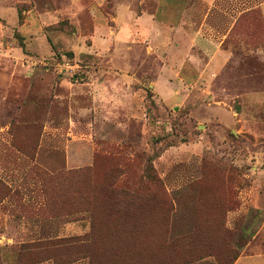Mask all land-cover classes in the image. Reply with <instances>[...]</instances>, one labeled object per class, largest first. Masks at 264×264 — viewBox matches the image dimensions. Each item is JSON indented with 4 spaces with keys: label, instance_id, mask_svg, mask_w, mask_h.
Returning a JSON list of instances; mask_svg holds the SVG:
<instances>
[{
    "label": "rangeland",
    "instance_id": "374dc122",
    "mask_svg": "<svg viewBox=\"0 0 264 264\" xmlns=\"http://www.w3.org/2000/svg\"><path fill=\"white\" fill-rule=\"evenodd\" d=\"M99 2L0 0V264L264 260L263 1L221 65L122 33L154 0Z\"/></svg>",
    "mask_w": 264,
    "mask_h": 264
},
{
    "label": "crops",
    "instance_id": "0c3cea01",
    "mask_svg": "<svg viewBox=\"0 0 264 264\" xmlns=\"http://www.w3.org/2000/svg\"><path fill=\"white\" fill-rule=\"evenodd\" d=\"M72 1L76 3L79 0ZM99 1L97 0V4H93L90 9L96 17L101 14L98 8ZM144 1L142 0V4ZM154 1L152 10L144 7L136 15H132L130 8L127 6V17L130 20L128 22L129 25L125 27V30H122V33H126L129 39H147L150 36L154 49L161 46L169 47L167 44L162 45L163 42L170 43L171 48H183L185 44L197 43L203 49L216 50L213 56L209 58L214 61L213 57H215L214 63L218 65L227 62L231 58L233 52L225 39L243 11L242 0H203L205 12L203 11V20L200 25L184 21V14L187 6H189V0ZM262 1L261 5H264V0ZM248 9L250 7L245 10ZM127 17L125 16L126 20ZM215 17L218 18L217 30L212 23ZM184 23L188 25V29L184 26ZM96 26L98 33H106L104 24ZM185 28L187 29L186 36L184 34ZM215 33H217V36ZM234 264H264V260L261 257L257 258L254 255L242 253Z\"/></svg>",
    "mask_w": 264,
    "mask_h": 264
},
{
    "label": "trees",
    "instance_id": "16d2710c",
    "mask_svg": "<svg viewBox=\"0 0 264 264\" xmlns=\"http://www.w3.org/2000/svg\"><path fill=\"white\" fill-rule=\"evenodd\" d=\"M231 263H232V261L231 262H228V263L220 262L219 264H231Z\"/></svg>",
    "mask_w": 264,
    "mask_h": 264
}]
</instances>
